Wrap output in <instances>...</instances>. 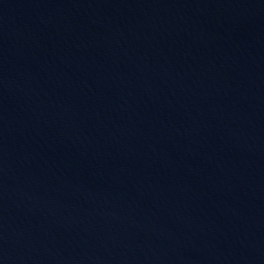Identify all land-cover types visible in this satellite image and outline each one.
Instances as JSON below:
<instances>
[{
	"label": "water",
	"instance_id": "obj_1",
	"mask_svg": "<svg viewBox=\"0 0 264 264\" xmlns=\"http://www.w3.org/2000/svg\"><path fill=\"white\" fill-rule=\"evenodd\" d=\"M0 264H264V0H0Z\"/></svg>",
	"mask_w": 264,
	"mask_h": 264
}]
</instances>
